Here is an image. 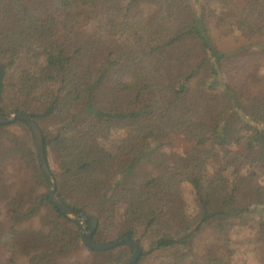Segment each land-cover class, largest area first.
I'll use <instances>...</instances> for the list:
<instances>
[{
    "label": "trees",
    "instance_id": "16d2710c",
    "mask_svg": "<svg viewBox=\"0 0 264 264\" xmlns=\"http://www.w3.org/2000/svg\"><path fill=\"white\" fill-rule=\"evenodd\" d=\"M12 114L40 126L57 195L98 218L96 244L137 243L136 264H235L241 245L264 264V0H0ZM176 138L189 149L169 154ZM82 250L134 253L90 249L51 201L31 126L0 125V264Z\"/></svg>",
    "mask_w": 264,
    "mask_h": 264
},
{
    "label": "water",
    "instance_id": "95a60500",
    "mask_svg": "<svg viewBox=\"0 0 264 264\" xmlns=\"http://www.w3.org/2000/svg\"><path fill=\"white\" fill-rule=\"evenodd\" d=\"M17 121H25L33 129L35 139H36L37 150H38V157H39L41 165H42V167L46 173V176L50 182V198H51V201L69 220L75 222L76 224H79L82 227L83 233H84V238H85L87 246L90 249L97 251V252H105V251L113 250V249H116V248L123 246V245L131 246L134 249V253L125 262V264H136L139 261V259L141 258L142 253H143L142 247L139 246L137 243H134L128 239H122V240H120L114 244H111V245H99V244H96L94 242L93 237H94V234L96 233V231L98 229L99 220H98V218H96L94 216H89L86 214H82V215L75 214L58 197L56 181H55L53 173L49 167V164H48V161H47V158L45 155L44 144H43V135H42V131H41L38 123L34 119H32V118H30L24 114H14L11 116H6V117L0 118V125H9V124H13ZM87 221L92 222V228H91L90 232H87L85 229V223Z\"/></svg>",
    "mask_w": 264,
    "mask_h": 264
},
{
    "label": "rangeland",
    "instance_id": "374dc122",
    "mask_svg": "<svg viewBox=\"0 0 264 264\" xmlns=\"http://www.w3.org/2000/svg\"><path fill=\"white\" fill-rule=\"evenodd\" d=\"M188 149H189V145L186 142H184L182 138H176L173 144L171 145V147L167 148V152L169 154H182ZM53 160L54 159H52V164H53V168H55L56 164ZM50 169L53 173L54 170L52 168ZM191 192H192L191 189H187L186 193L187 195H189L188 198L193 200V196H191ZM238 231L240 233L235 234L233 238L235 239L239 238L240 240H242L245 235H249L250 233L248 230H245L244 228L237 230L236 232ZM145 249H148V246H145ZM142 250L144 253L143 248ZM234 261H235V264H256L255 256L251 252H249V250L246 247L241 246V245L238 248V253L235 256ZM152 263H153V258L151 256V257L144 258L140 264H152ZM59 264H99V262H98V258L95 255H92L90 252L86 250H82V252L79 254H76V255H73V256H70L64 259H60Z\"/></svg>",
    "mask_w": 264,
    "mask_h": 264
}]
</instances>
